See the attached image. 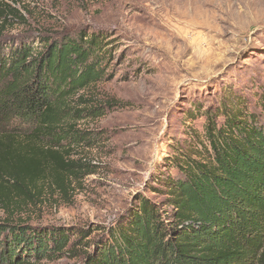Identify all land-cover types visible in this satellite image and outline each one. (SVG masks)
Here are the masks:
<instances>
[{
  "label": "rangeland",
  "instance_id": "obj_1",
  "mask_svg": "<svg viewBox=\"0 0 264 264\" xmlns=\"http://www.w3.org/2000/svg\"><path fill=\"white\" fill-rule=\"evenodd\" d=\"M0 4L13 13L0 25V41L18 44L28 38L40 49L43 38L85 33L100 35L111 49L104 80L73 100L83 109L102 106L104 113L75 124L85 138L70 152L73 162L86 167L79 179L66 191L42 183L32 199L13 201L9 209L0 206V222L93 232L87 246L29 264H84L93 244L109 237L138 195L166 207L157 180L177 176L172 160L179 150L207 144L205 112L223 100L241 101L264 124V0Z\"/></svg>",
  "mask_w": 264,
  "mask_h": 264
},
{
  "label": "trees",
  "instance_id": "obj_2",
  "mask_svg": "<svg viewBox=\"0 0 264 264\" xmlns=\"http://www.w3.org/2000/svg\"><path fill=\"white\" fill-rule=\"evenodd\" d=\"M10 14L0 4V25ZM27 39L0 41L3 209L32 199L42 183L66 191L77 181L86 167L70 152L85 138L75 124L104 115L102 106L83 109L73 101L106 76L111 49L104 38H43L40 49ZM205 116L207 144L179 150L172 160L177 176L157 180L166 207L138 195L84 264H264V124L234 99ZM92 232L0 222V264L60 259L87 246Z\"/></svg>",
  "mask_w": 264,
  "mask_h": 264
},
{
  "label": "bare ground",
  "instance_id": "obj_3",
  "mask_svg": "<svg viewBox=\"0 0 264 264\" xmlns=\"http://www.w3.org/2000/svg\"><path fill=\"white\" fill-rule=\"evenodd\" d=\"M199 11H201V10H199ZM197 15H199V14H197Z\"/></svg>",
  "mask_w": 264,
  "mask_h": 264
}]
</instances>
